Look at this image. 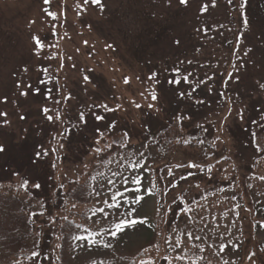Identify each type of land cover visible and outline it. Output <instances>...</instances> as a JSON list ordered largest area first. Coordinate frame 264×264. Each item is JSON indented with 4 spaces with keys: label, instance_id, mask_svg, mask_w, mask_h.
Wrapping results in <instances>:
<instances>
[{
    "label": "rangeland",
    "instance_id": "rangeland-1",
    "mask_svg": "<svg viewBox=\"0 0 264 264\" xmlns=\"http://www.w3.org/2000/svg\"><path fill=\"white\" fill-rule=\"evenodd\" d=\"M212 3L188 0L184 6L179 0H100L101 10L92 0H50L48 4L0 0V113H6L0 115L4 148L0 152V264H62L63 241L64 264H264V136H256L258 159L245 178L238 162H214L212 155L209 162L214 167L208 175L214 183L197 184L185 171V162L200 151L195 143L196 117L184 114L186 103L201 107L198 100L211 102L197 119L202 130L214 136L217 150L229 149L227 129L238 121L243 103L251 109L256 130L264 121V88L260 87L264 84V0H247L243 7V0H215V7ZM198 19L208 24L204 37L194 30ZM190 25V35H185ZM152 38H157L153 50L146 54L172 60L169 65L177 62L186 68L181 59L188 65L190 59L204 58V69L197 76L207 78L205 88L197 84L198 78L191 81L189 77L192 88L186 93L182 76L188 72L180 68L178 85L169 83L171 78L162 67L154 72L143 67L139 54ZM37 40L43 48L36 46ZM176 40L190 43L184 53L201 47L199 54L178 59ZM240 64L243 67L237 73L235 66ZM229 73L239 81L229 80L226 89L223 76ZM37 86L51 97L45 101ZM217 87L226 92V99L227 91L233 90L237 95L229 96L243 99H239L242 103L233 110L227 104L218 108L220 94L207 92H216ZM195 93L197 99L192 100ZM44 109H51L52 122L44 119ZM81 112L87 124L77 127ZM93 114L104 119L97 121ZM110 124L115 127L109 129ZM178 125L185 137L182 143L176 142ZM62 132L68 140L60 136ZM246 137L251 141V135ZM97 139L101 147L111 143L112 148L96 154ZM58 142L64 144L59 159L51 153L47 157L58 165L53 168L54 190L61 189L52 203L59 199L65 211L58 221L51 219L54 240L47 238L48 247L35 260L33 253L43 239L25 220L48 207L41 193L49 191L50 179L39 159ZM246 156L254 157L248 152ZM134 179L142 183L137 185ZM25 181L28 184L22 187ZM36 183L41 185L39 190H34ZM221 184L228 186L214 190ZM137 188L140 191L133 196ZM140 197L144 199L136 203ZM189 198L196 201L194 205H187ZM178 199L184 204L174 211ZM115 204L119 209L112 207ZM132 218H146L147 223L112 235L117 223ZM16 235L21 243L13 249ZM77 236L88 239L77 240ZM150 241L152 245L139 252Z\"/></svg>",
    "mask_w": 264,
    "mask_h": 264
},
{
    "label": "trees",
    "instance_id": "trees-1",
    "mask_svg": "<svg viewBox=\"0 0 264 264\" xmlns=\"http://www.w3.org/2000/svg\"><path fill=\"white\" fill-rule=\"evenodd\" d=\"M207 25H205L204 20L198 19V23L194 27V30H198L199 31L198 34L203 35L202 34L203 30H204L205 26H207ZM191 26L192 25H190V27H187V29H185L186 30L184 32L185 35H190L188 32L191 31V28H192ZM156 34H157V32H156ZM203 37H204V35H203ZM157 38H152L151 42L145 46L144 51H142L139 54V62L141 63V65L143 67L147 68L151 72H154V71L158 70V68L162 67L163 68L162 72L168 78H171V80H176V79L181 78L180 76L178 77L177 75H175V71L174 70L177 67H179L181 69V71H186L187 70V72H191V75H189V77H191V81L195 77L198 78L197 72H202L203 69H204V66H203L204 58H201V61H200V59L199 60L190 59V60H192V63L188 64V65L184 64V63L181 64L183 66H186V68H183V67L178 66L177 62H174L173 66L169 65L170 61H172L170 59H169L170 61H168L167 58L165 60L161 61V60H158L156 58L155 54L154 55L153 54H151V55L150 54L149 55L146 54L149 50L150 51L153 50L151 46L153 45V43L155 42V40ZM179 46H181V51L182 52L179 50L178 46H176V48L174 49V50L179 52L178 59H181L184 56H187V57H190V58L194 57V56L196 57V55H198L199 52H200L199 50L201 49V47H196L198 49L197 52L195 51L194 53H188V52L184 53V51H186L187 48L190 46V43L188 41H186V40L182 41ZM199 61H200V63H199ZM229 74H231V73H229ZM229 74L223 76V78H224L223 79V84L224 85H226L229 82V78H228ZM222 75H223V72H222L221 76ZM204 79L206 80L207 78L199 77L198 81H203ZM54 82H55V85H57V78L56 77L54 79ZM180 84H178V85H180ZM28 85H31V83L28 82ZM210 85L211 84H209V87H212ZM46 86H47V83L44 84V88ZM183 86L186 88L185 89L186 93H187V90H190L192 88V86L190 84V81L188 83H184ZM204 86H205V83H203V87ZM203 87H200L199 91L202 90L206 94V91L203 89ZM36 89H38L37 90L38 93H40V91H41V93L43 92V96H44V100L45 101H46V99L48 100V96H49V98L51 97V93L46 91V90H44L42 87L37 86ZM226 89H227V85H226ZM224 91H226V90H224ZM207 92L209 93L210 96L214 95V94L223 93L221 87H217L216 92H214L213 90H211V92H209V90H208ZM227 93H228V98L227 99L225 97L221 96V95H220L221 98L219 97V98L216 99V100H218V103L216 104V106L218 108H220V107H224L225 104H227L229 106V108L231 110H233L232 107H235L238 104V102L242 103L240 100L243 101V99L234 98L233 96L230 97L229 95L231 93L237 95V93L233 92V90L232 91H227ZM194 96H196V97L194 98ZM197 96H198L197 93H195L193 95L192 100L197 99ZM207 103L201 104L202 105L201 107L199 105H196V103H193L192 107H189V105L186 103V110H185L186 112H184V114H187L188 116L196 117L195 121H196L197 125H199L200 122H199L198 119H200L199 118L200 116L198 117L197 115H199L201 109H206V107L208 108L209 106H211V102L210 101L207 100ZM242 105H243V109H242V111H240V115H238V118H237L238 121H233L232 122L233 125H231L227 129L228 136H229L230 142H231V145H229V149H226V148L224 149L223 148V149H218L217 150L216 146L214 144V142H215L214 136L212 134H208V133L204 132L202 130V127H197L198 128V132H197V135H196V139H195L196 142L195 143L199 144V149H200L199 155H197L194 160L192 159L191 161L185 162L187 164L195 163V164H197L199 166L198 168H191V169H189L188 166H187L186 167L187 169H185V171H187L188 173L192 174L193 177L191 178L189 176V178H191V180H193L195 183H197V184H198V182L202 183V181L204 183H207V184L214 183L212 181V176L208 175V174H210V170H211L210 168L214 167L212 165V163L218 162V161H221V160L222 161H224V160L225 161H227V160L231 161L230 163L238 162L239 165H240V168L242 169V171H244L243 173L246 174V175L243 176V178H245L247 176V174H250L252 172V165H253L254 161H256L258 159L257 158L258 149L256 148L255 139H256V136H258V137L260 135L264 136V121L263 122L259 121L260 122V124H259V128L260 129L256 130L254 128V124H251L252 120H254V119L251 120V117H250V110L251 109L248 110L249 105H245L244 103ZM191 109H194L195 112L193 110H191ZM42 112H43V114H45L44 111H42ZM188 116H184V118H186ZM44 119L47 122H49L47 117H44ZM180 122L182 123V119L180 120ZM241 122H242V125H241ZM178 127H179V129H178ZM176 128H177L176 134H175L176 135V142L177 143L178 142L182 143L185 140V137L182 134V130H183L182 129V125H178ZM50 133H52V131ZM253 133H256L255 138H253ZM250 135L252 136L251 141H250L249 138L246 137V136H250ZM46 138L47 137H45V139ZM251 147H253V152L251 150ZM36 148H38V147H36ZM242 151L243 152L245 151V152L242 153ZM247 152L250 155H254V157L253 158L247 157L246 156ZM211 155H212V159L211 160L214 161L212 163L209 162V160H210L209 158L211 157ZM259 155H260V153H259ZM47 156L48 155H42V157L39 159V161H42V164H45V167H46V170H47V173H48V178L50 179V182H48V185H49V188H50L49 191L48 192L45 191V194L41 193L43 195L42 199L44 198L43 202L45 201L43 204L44 205L48 204V207L46 209L43 208V211L39 213L40 215L33 214V215L27 217L26 220H25V223H26L27 227L30 228L32 232L35 231V233L34 232L33 233L38 235L41 238V241L43 239V241L40 243L39 249L38 250L36 249V252H40L41 253L40 256H43L44 249L46 247H48V243H49L48 241H50V240L53 241L54 240V235H52V236L50 235V234H54L53 226H52V223H51V219L53 218L54 220L58 221V219H60V216H59L60 213H63L65 211L63 209L62 205L59 206V204L61 203V202L59 203V199H57V204L52 203V202L55 201V197L57 196V192L61 193V189L57 188L56 190H54V188H55L54 187V170H53V167H52L51 160H48ZM160 164H161V162H160ZM206 170H207V172H206ZM212 186H211V188H212ZM222 186H228V185L221 184V186H219L217 189H214V190H220V188ZM34 190H39V189L35 188ZM232 190L236 191V188L233 187ZM206 192L207 191H205V194H206ZM31 196L35 197L34 194H31ZM37 200H39L40 203L42 201L40 196H39V198ZM176 202L177 203L175 204L174 211H177V208L180 209L183 206V204H184L182 202V199H180V200L178 199ZM195 202L196 201H194L193 198H191L190 201L187 203V205H194ZM43 204H42V206H43ZM51 205H52V208H51ZM41 213H43V215H41ZM19 218H21V217H19ZM37 218H41L40 221L37 222ZM36 223H37V225H36ZM48 237L50 239L47 241ZM20 241L21 240L18 238V235H16V237L12 238V243H11L12 248L14 249L13 246L16 243H21ZM64 244H65V242L63 241V244H62V246L60 248V257L62 258V260H61L62 264H64V260L66 262V258H65V254H64L65 251L63 249L64 248ZM151 245H152L151 241L149 243H146L145 245H143V248L139 249V252H141L144 248H146L148 246H151ZM39 250H41V251H39ZM24 254L26 255V257L24 256L23 258H27L28 255L26 254V252H24ZM40 256L37 257L36 259L40 258ZM20 264H23V263H20Z\"/></svg>",
    "mask_w": 264,
    "mask_h": 264
},
{
    "label": "snow or ice",
    "instance_id": "snow-or-ice-1",
    "mask_svg": "<svg viewBox=\"0 0 264 264\" xmlns=\"http://www.w3.org/2000/svg\"><path fill=\"white\" fill-rule=\"evenodd\" d=\"M88 2H89V0H84V3H88ZM92 2L95 3V4H100V0H92ZM168 2L171 3V0H168ZM231 2H232V0H229V3H231ZM246 2H247V0H243V3H242L240 6L243 7L244 4H246ZM44 3H45V4H48V3H50V0H44ZM179 3H180L181 5L187 6V5H188V0H179ZM100 6H101V10H103V5L100 4ZM215 6H216V4H215V0H213L212 7H215ZM207 10H208V7H207V5H205L204 8H203V11H204V12H207ZM49 15H52V14L49 13ZM244 23L247 25L248 22H247L246 19H245ZM174 43H175L177 46H179L180 43H181V41H180V40H176ZM36 46H37V47H40V48H43V45L40 43L39 40L36 41ZM109 47H110V45H109ZM245 55H247V53H245ZM179 63H180V64H183L184 61L181 60V61H179ZM187 63H188V64H191V63H192V60H188ZM235 67H236V71H237V73H238V72L240 71V69L243 67V64L237 65V66H235ZM174 71H175V75H177V76L180 75V69H179V67H177ZM186 71H187V70H186ZM189 75H191V72H188L187 75H184V76L182 77V80H183L185 83H188V82H189ZM154 78H155V75L149 77V79H154ZM228 78H229L230 81H232V80H235V82H238V81H239V77L236 76V77L234 78V77L232 76V74H229ZM84 79H85V81H88V80H89V78H88L87 76H85ZM209 79H210V78H209ZM128 82H129L128 79L125 78V83H128ZM169 83L180 84V83H181V80H180V79L170 80ZM200 83H203V81H198V82H197V84H200ZM18 87H19V85H18ZM27 87H31V85H28ZM260 87H261V88H264V84H261ZM192 91L195 92V91H196V88H193ZM209 92H211V89H209ZM21 95H27V93H26V92H22ZM180 95L183 96V95H185V94H184V93H181ZM188 95L191 96L192 93H188ZM220 95H221V96H224L225 93H221ZM68 98L70 99L71 97L69 96ZM151 98H152L153 101H155V100L157 99V95H156L155 92H153V93L151 94ZM56 103H60V101H56ZM197 103L203 104L204 101H203V100H198ZM101 107L105 108L106 111H111V109H109L107 105H101ZM136 107H140V105H136ZM152 107H153V105H152V104H149V108H152ZM43 111H44V113H45V115H46L48 121L51 122V121L53 120V116H52V115H48V113L51 111V109H44ZM0 115H6V113H0ZM93 115H95V114H93ZM20 118H21V119H24L25 117L21 116ZM56 119L59 120V119H60V116L58 115V116L56 117ZM76 119H77V121H78V124L75 125V126H77V127L79 126V124H84V125L87 124V118L85 117V115H84L83 112L78 113ZM95 119H96L97 121H101V120L104 119V117L99 116V115H95ZM114 127H115L114 124H110V125H109V129H112V128H114ZM197 127H202V125H197ZM96 132H97V134L100 135L101 137L103 136V134L99 132V129H97ZM60 136H61L63 139H65V140H68V139H69V136L64 135L63 132L60 133ZM255 136H256V133H253V138H255ZM124 137H128V134L125 133V134H124ZM52 139H53V140H56V137H53ZM123 143H124V141H123V139H122V141H121V146H123ZM186 143H187V142H186ZM96 145H97V146L93 149V151H94L96 154H99V153L103 152L105 148H109V149L112 148V144H111V143H110V144H107V145H105V146H103V147H101V146H100V140H99V139L96 140ZM63 148H64V144L58 142L56 147L51 148V149H48V150H45V151L43 152V155H49V154L51 153L52 155L56 156L57 159H59V155H58V153H59V151L62 150ZM3 151H4L3 146H0V152H3ZM40 155H41V153H37V158H40ZM109 162H111V161H109ZM52 167H53V168L58 167V165H57V163H56L55 160H54L53 163H52ZM85 167H87V165H85ZM140 167H141V169L144 168L143 165H141ZM198 167H199V166H198L197 164H195V163H189V164H188V168H189V169H191V168H198ZM114 175H115V173H114ZM181 178L184 179L185 177H181ZM124 179H125V181H127L128 178H127V177H124ZM132 182H134V183L137 184V185H140V184L142 183V181H141L140 179H134ZM27 183H28V181H25L24 184L22 185V187H26ZM33 187L36 188V189H40L41 185H40L39 183H36V184L33 185ZM61 187H63V185H61ZM138 191H140L139 188L135 189V190L132 192V195L135 196V195H136V192H138ZM97 195H99V193H97ZM112 199H115V195H113ZM143 199H144V197H140L139 199L136 200V203H140L141 200H143ZM74 206H75V205H73V207H74ZM112 207H115V208L119 209L120 205H119V204H115V205H112ZM101 211H102V210H101ZM41 215H43V213H41ZM65 219H66V217H65ZM138 223H139V224H145V223H147V219H146V218H142V219L137 220L136 218H132V219H129V220L120 221L119 223L116 224V232L112 233V235L115 236V235H117V233H123L124 231H126V230L129 229V228L135 227ZM75 238H76L77 240H81V239H83V240H87V239H88L87 237H80V236H77V237H75ZM189 238H191V235H190V234H189ZM196 239H199V237H196ZM93 243H94V241H93ZM223 250H224V249L221 248V251H223ZM40 255H41L40 252H34V253H33V258L35 259V258L39 257ZM179 258H180V257H177V259H179ZM224 264H228V262L225 261Z\"/></svg>",
    "mask_w": 264,
    "mask_h": 264
}]
</instances>
